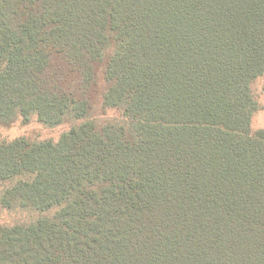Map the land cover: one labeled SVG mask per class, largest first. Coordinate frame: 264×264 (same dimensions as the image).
<instances>
[{"label":"trees","instance_id":"trees-1","mask_svg":"<svg viewBox=\"0 0 264 264\" xmlns=\"http://www.w3.org/2000/svg\"><path fill=\"white\" fill-rule=\"evenodd\" d=\"M264 0H0V264H264Z\"/></svg>","mask_w":264,"mask_h":264},{"label":"rangeland","instance_id":"rangeland-1","mask_svg":"<svg viewBox=\"0 0 264 264\" xmlns=\"http://www.w3.org/2000/svg\"><path fill=\"white\" fill-rule=\"evenodd\" d=\"M252 92L259 106L251 119V130L256 131L264 129V75L253 83ZM120 121L121 118L118 112L114 110L102 112L99 106L94 109L93 114L86 120L74 124L65 123L53 128L43 126L33 115L27 123L18 118L15 123L8 127L0 126V142H11L15 139L24 138L28 142L51 141L56 143L61 135L69 131L73 125L87 124L93 130L102 132L108 126L120 124ZM36 218L37 215L0 212V222L7 225L28 223Z\"/></svg>","mask_w":264,"mask_h":264}]
</instances>
